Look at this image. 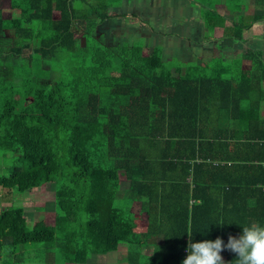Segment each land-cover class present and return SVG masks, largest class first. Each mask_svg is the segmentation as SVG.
I'll list each match as a JSON object with an SVG mask.
<instances>
[{
	"label": "trees",
	"instance_id": "trees-1",
	"mask_svg": "<svg viewBox=\"0 0 264 264\" xmlns=\"http://www.w3.org/2000/svg\"><path fill=\"white\" fill-rule=\"evenodd\" d=\"M7 1L0 157L12 163L0 186L24 192L53 182L54 218L35 229L22 206H0V264H64L68 245L74 262L87 264L120 243L107 264H182L189 230L192 242L220 237L227 244L243 227L264 225V129L250 98L264 68L251 51L249 77L238 83L249 99L228 116L240 130L206 131L202 91L232 90L230 79L213 65L165 67L157 53L145 60L139 45L100 41L96 27L119 0ZM196 1L206 26L222 21L209 0ZM249 2L261 13H243ZM223 3L238 13L232 39L264 21V0ZM62 58L71 65L59 75ZM38 79L47 86L33 85ZM134 210L145 216L143 231ZM221 256L236 264L227 248Z\"/></svg>",
	"mask_w": 264,
	"mask_h": 264
},
{
	"label": "crops",
	"instance_id": "crops-1",
	"mask_svg": "<svg viewBox=\"0 0 264 264\" xmlns=\"http://www.w3.org/2000/svg\"><path fill=\"white\" fill-rule=\"evenodd\" d=\"M167 2L171 4V2L175 3V0H167ZM218 2L216 8L218 14L223 16V19L221 18L222 21L218 19L213 24L206 26L204 24L203 8L196 0H184L182 3L180 2L178 6H174V4L170 6L165 3L160 8L153 9L143 7L139 2L134 3L133 0H119L118 4L111 9L109 17L97 25L96 36H98L100 32L110 36L111 39H116V45L126 46L128 44V37L126 38L121 35L122 29L135 30L140 33L139 35H146L148 24H150L147 19L162 18L161 20L163 21L157 22V26L162 27L160 28V30L163 29L161 32H168V29H173L171 26L172 20L177 18V15L179 16L180 12H183V9L187 7V13L184 12V15H186L188 21L185 22L184 26H189L188 30L191 29L188 33L195 36V34L202 29V36L206 33L210 37H202L199 42L192 38L193 40H189L187 45L172 43L171 41H169L170 43H162L159 49L163 52H169L167 54L163 53V57L159 54L163 65L168 67L173 64H179L184 67L206 66L207 68L213 65L223 70L225 73L224 77L230 79L233 88L231 90L225 85L223 88H206L202 91L203 110L199 125L206 131L234 130L238 132L241 124L236 120L229 119L228 116L230 114L229 112L238 114V110L242 109L245 104L244 102L249 99V97H246V93L241 86L238 85L241 80L249 77L251 65L245 58L247 52L251 51L259 58L264 68V21H255L248 29L242 31L241 39H232V26L233 22L237 20L238 13L227 11L223 0H219ZM0 3V15L2 18L8 19L11 15L8 1L1 0ZM5 3H7L6 6H8V8H5ZM150 11L152 14L148 15L147 13ZM153 12H155V14H153ZM242 12L247 15L261 13L259 10H255L250 2L243 6ZM80 22L82 23V21H78L77 25ZM177 23L181 26L179 22ZM197 24L199 27L197 28L198 31H196L195 26ZM119 29L120 31L118 34L122 39L127 41L126 45L122 42L118 43L119 37L117 36L118 34H116V30ZM2 38H9L7 30L2 32ZM2 42L3 41H0L1 44ZM173 46L175 49L173 54L176 56V62L169 57ZM218 62H220L221 65L218 66ZM250 98L257 102L255 109L262 121V124H259L257 127L262 130L264 129V79L255 87ZM253 125L254 128H256V124ZM119 185L120 183L117 184V187ZM142 214V212L136 210L131 214V218L136 224L137 231L145 230V228L143 230L137 229L140 226V222L137 221V218Z\"/></svg>",
	"mask_w": 264,
	"mask_h": 264
},
{
	"label": "rangeland",
	"instance_id": "rangeland-1",
	"mask_svg": "<svg viewBox=\"0 0 264 264\" xmlns=\"http://www.w3.org/2000/svg\"><path fill=\"white\" fill-rule=\"evenodd\" d=\"M184 0H175L174 2H171V4H168L167 0H133V2H139L143 5V7H147L148 9L153 8H160L165 3L166 5L172 6H178L179 3L183 2ZM210 7H216V5L219 3L218 0H209ZM7 3H5V8H8L6 6ZM1 6V3H0ZM3 7V6H2ZM187 7L183 9V12H180V15H177V18H174L172 21L171 26L173 29H168V32H161L163 29L161 26H157V22L163 21L160 18L159 19H147V21L150 23L148 24V29L146 35H139V32H136L135 30H121V35L128 37V44H136L141 46L142 49V55L144 56V59L146 60L147 57L151 53H157L160 54L163 57V53H169V52H163L159 49L161 47L162 43H167L171 41L172 43L177 44H185L187 45L189 43V40L195 39V41L199 42L201 41L202 37H210L206 33L202 36V29L198 31L197 28L198 24L196 26V31H198L195 36H192L191 33L188 32L191 31L188 30L189 26H184L185 22L188 21L186 18V15H184V12L187 13ZM153 11V10H152ZM148 15H151V11L147 13ZM155 14V12H153ZM179 22L181 26L177 23ZM83 27V22L79 23L77 25V30H81ZM164 28V27H163ZM120 31L116 30V34H118ZM156 33V34H155ZM79 32L77 33V35ZM154 34V35H153ZM119 37L118 43L122 42L124 45H126V42L124 39L121 38V36L118 34ZM98 39L102 41L105 44H113L116 45L117 43L116 39H111L110 36L104 35L103 33L98 34ZM113 41V42H112ZM170 43V42H169ZM171 43V44H172ZM119 45V44H117ZM123 46V45H120ZM174 46L171 48L170 53V59L175 61V55L174 52ZM172 54V56H171ZM177 60V58H176ZM70 62H68L65 58H62L58 61V73L59 75H62L66 72L67 68L70 66ZM217 65H221L220 62L217 63ZM33 85L35 86H41L45 87L47 86V81L38 79L33 81ZM12 163V159L7 157H0V178L2 175H5L4 168L6 165H10ZM120 182H117L119 184ZM53 182H47L44 185L37 187L32 190H27L24 192H19L16 190H12L10 193H8L6 190L2 189L0 186V206H6V205H17L22 206L25 218L27 219V223L29 227L39 229L45 225H51L53 223L54 218V202H53ZM137 221L140 222V226L137 229L143 230L145 228V217L144 215L138 216ZM104 233L101 234V238H103ZM124 248V243H120V246L118 249H109L106 253L100 254V255H91L87 259V264H107V263H113L117 260L119 257V251ZM149 252V251H146ZM65 264H76L73 260V246L68 245L66 248V255H65ZM47 264H53L52 261H49Z\"/></svg>",
	"mask_w": 264,
	"mask_h": 264
},
{
	"label": "clouds",
	"instance_id": "clouds-1",
	"mask_svg": "<svg viewBox=\"0 0 264 264\" xmlns=\"http://www.w3.org/2000/svg\"><path fill=\"white\" fill-rule=\"evenodd\" d=\"M223 224V221L220 222ZM188 255L182 264H225L221 252L227 248L237 254L236 264H264V225L252 223L243 227L239 238L229 235L227 244L217 237L215 240L192 242V232H187Z\"/></svg>",
	"mask_w": 264,
	"mask_h": 264
}]
</instances>
